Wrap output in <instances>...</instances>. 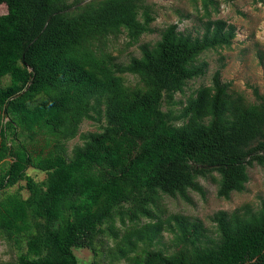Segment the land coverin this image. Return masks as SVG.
<instances>
[{"label": "trees", "instance_id": "obj_1", "mask_svg": "<svg viewBox=\"0 0 264 264\" xmlns=\"http://www.w3.org/2000/svg\"><path fill=\"white\" fill-rule=\"evenodd\" d=\"M81 1L0 0V189L24 180L27 191L0 197V234L17 250L13 264H80L72 248L97 256L99 236L112 241L100 256L130 264H264V200L256 209L215 211L216 239L160 202L163 194L187 199V190L203 195L196 179L212 172L216 195L227 198L244 189L247 165L264 163V95L256 88L247 103L215 72L177 111L169 108L173 94L203 74L198 55L227 47L234 27L209 18L214 0H200V34L167 24L120 63L106 50L108 36L124 32L135 43L149 30L152 7ZM124 73L139 85L126 86ZM100 117V130L81 134L66 158L63 145L81 120ZM162 232L175 249H147Z\"/></svg>", "mask_w": 264, "mask_h": 264}, {"label": "rangeland", "instance_id": "obj_2", "mask_svg": "<svg viewBox=\"0 0 264 264\" xmlns=\"http://www.w3.org/2000/svg\"><path fill=\"white\" fill-rule=\"evenodd\" d=\"M143 2L153 9V19L148 25L149 30L141 33L137 41L129 45L126 43L127 38L124 32L107 38L106 50L116 62L125 63L130 57H138L139 46L153 44L159 38L160 30L167 24H176L178 31L192 36L202 31V22L205 17L200 0H143ZM214 2L216 5L214 9H209V18L221 19L231 24L234 27V37L227 47L207 49L198 55L197 61L205 62L204 72L188 80L181 92L173 94L174 104L169 107L173 111H177L181 102L183 103L196 88L201 85H210L215 72L218 74L220 83L228 84L229 92L241 94L247 103L255 101L252 94L253 88H256L258 94L264 95V0H214ZM4 12L5 6L1 4L0 14ZM122 79L126 86L139 85L135 75L124 73ZM165 108L166 106L162 107L163 110ZM103 124L102 117L99 120H81L75 136L66 140L63 145L65 157L71 156L74 146L81 145V134L99 131ZM25 173L35 181H40L44 177L43 172L32 167H27ZM246 175L244 189L239 192H230L227 198L216 195L215 172L205 177H198L196 180L203 190V195L192 190L186 191L187 199L163 194L160 200L161 208L165 212L179 213L199 220L207 237L216 239L215 226L211 220L215 211L230 212L241 206L256 209L264 200V163L252 162L247 165ZM23 184L24 180H20L10 187L0 189V197L14 191H17L21 197H25L27 191L22 187ZM115 223L118 224V222ZM204 241H206L205 238ZM111 243L110 238L99 236L94 239V250L100 253L107 246L112 245ZM144 247L145 244L139 243V248ZM157 248L165 252L175 249L170 234L162 232L158 241L147 247V249ZM72 252L80 264H130L123 259L109 260L104 251L102 257L101 253L93 256L87 247L72 248ZM16 255L17 250L12 240L0 234V264H13Z\"/></svg>", "mask_w": 264, "mask_h": 264}, {"label": "water", "instance_id": "obj_3", "mask_svg": "<svg viewBox=\"0 0 264 264\" xmlns=\"http://www.w3.org/2000/svg\"><path fill=\"white\" fill-rule=\"evenodd\" d=\"M85 1H87V0H82V1L79 2L77 5L82 4V3L85 2ZM25 66H26V68H27L28 70H30V68H29L27 65H25Z\"/></svg>", "mask_w": 264, "mask_h": 264}]
</instances>
